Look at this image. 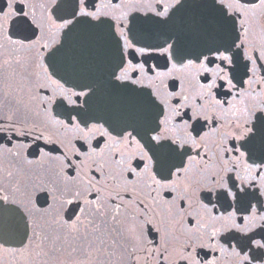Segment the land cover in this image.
<instances>
[{"label": "flooded vegetation", "instance_id": "af4514ba", "mask_svg": "<svg viewBox=\"0 0 264 264\" xmlns=\"http://www.w3.org/2000/svg\"><path fill=\"white\" fill-rule=\"evenodd\" d=\"M9 2L13 3L14 11H22L20 15L6 19L3 13H0V118H3L0 119V124L9 123L7 117L12 115L15 121L23 122L25 130L35 126L48 135L53 128L38 107L39 100L56 95L60 91L57 82L64 84L65 81L94 83L96 94L86 107L89 113L97 118L95 122L103 124L105 128L128 122L134 113L142 111V106L130 93L113 91L108 87V74L115 68L118 60L106 25L93 28L81 24L73 29L71 35H64L66 29L50 28L48 25L50 15L53 20L56 18L52 0H0V7H3L4 12L8 11ZM157 2L164 4L171 3L172 0H95V6H103L102 11L107 15L102 18L114 26L116 20L111 19L113 15L119 19L125 31L136 17V22L138 26L143 27L147 40L162 43L169 37L179 38L181 45L190 53L204 50L206 44L221 36L225 28L230 36L239 37L238 42L243 43L242 48H233L234 63L228 69L229 77L235 76L233 83L236 87L225 95L228 85L225 81L217 79L216 83L223 87L212 91L217 99L225 103L211 109L215 116V126L200 121L204 124L199 130L200 135L204 132L210 133L204 141V147L195 150L194 146L188 147L189 154L196 159L192 161L193 171L189 174L191 179L187 182L199 181L204 186L198 191L199 202L194 203L192 209H188L187 203H183V207L190 211L191 215H183L175 208L169 213L165 208V201L171 202L178 195L184 194L183 177L176 190H153L149 187L152 185V179L147 172H141L140 177H137L118 168L114 161L122 157L124 166H128L130 160L132 167L139 164L140 168H143L135 144L126 147L117 145L115 153L106 149L102 156L85 160L83 156H76L72 152L73 144L80 147L83 143L78 140L69 143L71 136L76 135L74 132L69 133L67 137L60 135L63 145H45L42 140L34 142L31 136H15L12 132L13 139L10 143L7 138L0 140L5 149L0 150V197H8L7 201L0 199V264H188V261L181 259V255L191 253L193 245L209 242L208 234L212 231L210 216L218 217L225 210L216 197L207 191L212 187L208 177L220 172L221 157L228 160L230 167H236L235 161L239 158V152H222L221 142L225 146L244 143L229 137V133L237 131L229 124V121L233 124L237 122L232 112L247 108L249 114L255 117L253 123L264 119V112L259 110L261 103H264V58L259 55L260 51L264 50V7L259 5V0H241V3L251 10L243 14L233 13L232 22L225 26L223 18L216 11L219 5L213 6L212 0H187L188 6L167 26L142 23L149 17L156 18L149 8L155 7ZM117 5L119 7H116ZM23 12H28L29 18L34 14L36 21L44 26L47 35L41 43H46L47 48L28 51L27 41H24L25 48L10 43V40L19 41L25 35L31 36L30 31H23L18 24ZM122 13L127 14L126 18ZM113 30L119 31L115 27ZM37 35H40L39 29ZM52 52H55V55H52ZM245 54L250 59H245ZM152 56L146 65L147 75L139 74L145 85L155 77V72L149 71L153 64L158 63L159 70L164 72L171 68L170 62L165 66L163 59L154 53ZM129 58L131 57H125V61ZM143 59L145 58L136 56L135 62ZM41 64L44 65L43 68ZM209 67L214 68L215 64ZM225 67L227 68V65ZM53 72L55 74L51 75ZM205 75L208 76L207 80ZM210 79L211 74L174 71L162 80L155 81L153 87L160 90L162 99L167 100L168 93L182 91L184 95L189 96L190 102L196 98V103H203L198 99L202 94L201 85H206ZM37 84L44 87L38 90ZM64 86L68 87L70 84ZM180 99L173 97L168 107L180 103ZM82 100L83 98H79L78 103ZM227 102H231L235 108H231ZM25 105L30 111H25ZM183 111L188 112L187 117L183 116ZM238 115V122L243 123V112ZM190 116L191 109H183L181 117H177L173 124L179 129L182 120L189 119ZM91 123L93 121H89V125ZM180 134L184 135L182 130ZM0 135L7 137L8 134ZM97 141L100 147H103L105 138L96 136L92 140L94 146ZM17 143L30 147L17 148ZM37 143L45 150L56 147L58 151L50 152L48 157H41ZM8 148L16 154L9 153L6 150ZM83 150H86V146ZM66 152L71 156V160L65 158ZM197 153L206 155L198 156ZM262 156L264 146L257 136L249 145L246 156L239 159L237 171L227 175L220 174L224 175L225 180L228 176L232 177L237 185L234 191L239 192L243 187L247 192L258 193L261 185L259 176L245 172L244 166L253 162L259 164ZM81 160H84L83 167L72 163H79ZM205 160L209 161L207 169L198 171L204 169ZM65 164L72 166L65 168ZM257 172L264 173V168L257 169ZM237 174L244 178V183L237 179ZM216 179L219 180V176H216ZM41 189L48 191L44 193ZM70 191H79L81 200H96V204H92L81 215L75 204H62V200L69 198L66 193ZM228 203L236 205L231 198ZM251 203L257 205V215L264 214V197H259L258 203L256 200ZM70 209L81 215V224L76 232L70 231L65 225L69 217L75 219ZM228 211L235 212V207L229 208ZM154 212L160 214L155 216V219ZM247 214L235 212L236 223L244 226L243 217ZM146 219L153 220V223L145 224ZM133 224L139 226L137 235L141 229L144 233L138 242L129 232ZM260 225L259 220L256 221L255 227L249 224L248 227L252 228V231L248 235L259 240L261 234H264V227ZM216 227L220 231L212 241L214 250L196 248L200 253L201 264H206L208 260H214L215 264H241L244 254L251 258L257 251L252 246L243 247L240 257H237L232 249L235 247L240 251L243 245L240 239L242 233L235 230L225 231L219 222ZM244 264L248 262L245 261ZM251 264H264V258L259 261L251 260Z\"/></svg>", "mask_w": 264, "mask_h": 264}, {"label": "snow or ice", "instance_id": "6c2138e0", "mask_svg": "<svg viewBox=\"0 0 264 264\" xmlns=\"http://www.w3.org/2000/svg\"><path fill=\"white\" fill-rule=\"evenodd\" d=\"M54 5L53 11L56 14L55 20L52 19L51 15L48 18L49 27H55L60 30L67 29L70 33L78 25L86 24L90 27L97 28L102 25H106L108 29L109 38L114 46L115 55L118 62L115 68L108 74L107 83L108 87L113 91H126L136 98L139 105L142 106V111L134 113L131 120L124 122L117 126H110L105 128L103 124L96 123V117L92 116L88 108L89 101L96 94V87L94 83H76L65 81L64 84H70L65 87L64 84H58L60 91L53 96L43 97L39 100L38 107L45 114V119L48 124L53 128V131L45 135L39 128L33 126L25 130V126L21 121H15L12 115L7 117L9 123L0 124V134L7 133V137L0 135V140L7 138L10 143L13 139L12 132L15 136H31L34 142L43 141L45 145H63V141L60 139V135L68 136L69 133H76L72 135L69 143L72 141H82L80 147L72 145V152L76 156H83L85 160L93 158L95 156H102L106 149H110L115 153V146L123 145L128 146L129 144H135L137 155L139 160L143 162V168L137 164L136 167L131 166V161H128V166H124L125 162L123 157L120 160L114 161L118 168H122L123 172L134 174L140 177L141 172H147L152 179V185L150 188L154 189H171L176 190L179 186L181 178L183 177L185 183L183 184V195H178L171 202L165 201L166 210L171 213L173 208L178 209L183 215H191L190 211H186L183 207V203H187L188 209H192L194 203H198V191L204 186L199 181L188 183L191 179L190 173H192V161L196 159L188 152V147L194 146V150L197 148L204 147V141L209 136V132H204L200 135V129L204 127L200 121H204L205 124H211L215 126V116L211 113V109L214 106H223L224 101L216 98V94L212 91L223 85L216 83L217 79L225 81L228 85V93L236 87L233 83L235 76L229 77L228 69L234 63L233 48L240 49L243 47L242 42H238L239 37L230 36L225 28V31L218 38H214L209 41L204 50L197 53H190L184 49L181 45L179 38L165 39L162 43H153L147 40L144 36V29L142 26H138L136 17L133 18L132 25L127 28V31L120 25L119 19L116 16H112L111 19L116 20L115 26L108 23L102 17L106 16L107 13L102 11L103 6H95V0H52ZM212 5L216 6V11L223 18L225 26L232 22L233 13L243 14L251 9L245 7L241 3V0H212ZM259 5L264 7V0H259ZM95 6V7H94ZM187 0H172L171 3L160 4L157 2L155 7H150L149 10L154 14L155 19L149 17L147 21L142 23H151L153 25H159L161 27L167 26L172 19L185 7H187ZM116 7H119L117 5ZM8 11L4 12L3 7H0V13H3L4 18L9 16L20 15L22 10H13V3L7 4ZM94 9V10H93ZM162 9V10H161ZM126 18L125 13L121 14ZM59 21V23H57ZM19 26L25 32L30 31L31 36L25 35L21 40H10L13 45H19L21 48H25L24 41L28 42L27 49L47 48L46 43H41L46 38V31L44 26L38 23L33 14L29 18L28 12H23L20 20L18 21ZM117 28L119 31H114ZM37 29L40 30V35H37ZM32 37H35L33 40ZM171 40V42H169ZM59 51V49H56ZM135 53V55H133ZM156 54L160 59L167 63H171V68L167 72L160 71V65L158 63L153 64L149 71L155 72V77L148 84L143 83V78L139 74L147 75L146 65L148 59L153 58L152 54ZM55 55V52H52ZM238 55V53L236 54ZM261 58H264V50L259 53ZM136 56L144 57L145 59L140 62H135ZM125 57H131L125 61ZM245 59L250 57L245 54ZM220 63L216 64L215 62ZM255 63V60H253ZM215 64V67H209V65ZM227 65V68L225 67ZM43 68L44 65L41 64ZM118 70V71H117ZM174 71H184L185 73H191L193 71L201 74H211L212 79L208 80L206 85H201L202 94L198 96V99L203 103H196L195 99L190 102L189 96L184 95L183 92L168 93L167 100L162 99L160 96V90L153 87L155 81L162 80L164 77L169 76ZM55 73L53 72L54 75ZM49 75V79H51ZM204 78L207 80L208 76ZM135 86V87H132ZM44 86L37 84L36 88L39 90ZM149 89V91H138V89ZM76 97L77 99H73ZM173 97H180V103L168 107L169 101ZM83 98L81 103H78V99ZM231 108H235V105H231ZM53 105L55 106L53 108ZM163 106V107H161ZM191 109V116L189 119H183L178 129L173 121L177 117H181L183 109ZM259 110L264 112V103H261ZM25 111H30L27 105H25ZM243 112V123H239V112ZM233 117L237 119V122L233 124L229 121L236 132L229 133V137L236 141H244V143H238L236 145L225 146L221 142L222 152H239V158L235 161L236 167H230L227 159L220 158L219 168L220 172L209 176L208 179L212 184V187L208 188L207 191L214 195L217 201L223 206L224 213L220 216H210L212 221V231L208 234L209 242L207 244L193 245L192 252L187 255H181V259L188 261V264H201L200 253L196 251V248H212L214 250V244L212 241L219 234L220 229L216 227V223L219 222L225 231L235 230L236 232L242 233L240 239L243 242L240 251H237L233 247V254L240 257V253L243 251V247L252 246L255 251L250 258L247 254H244L241 259V264L245 261L251 264V260H261L264 258V234H261L259 240L254 239L253 236H249L248 233L252 231V228L248 227L251 224L253 227L256 226V221L261 222V227H264V214L257 215V205L251 203L252 200L259 202V197H264V173L257 172V169L264 168V156L261 157L259 164L253 162V164H245L244 171L251 174L256 173L261 181L260 189L253 192H247L245 188L241 187L239 192L234 191L237 185L232 180L231 176L228 179H224V173H232L237 171L239 166V159L246 156L249 145L260 137L261 144L264 146V119L259 120L257 123H253L255 119L254 115H250L247 108L238 109L232 112ZM183 116L187 117L188 112L183 111ZM63 117V118H61ZM3 119V118H0ZM89 121H93L89 125ZM183 131L184 135L180 134ZM218 135V133H217ZM96 136L105 138L103 147H100L99 141L94 146L92 140ZM55 137V139L53 138ZM86 146V150L85 149ZM17 148L30 147L29 145H20L17 143ZM36 147L39 148V154L41 157H48L50 152L58 151V148L51 147L45 150L38 143ZM0 150H5L4 145L0 144ZM9 153H12V149H6ZM15 155L16 153H12ZM198 156L206 155L204 153H197ZM185 157H187V163H185ZM61 159V157H56ZM65 158L71 160V156L66 152ZM135 158V157H133ZM215 158V153H214ZM32 161H29L31 163ZM77 167L84 166V160L72 161ZM199 163V162H197ZM209 161H204V169L206 170ZM71 164H65L64 167H71ZM137 169H140L138 171ZM155 169V172H153ZM159 176V179H157ZM219 176V180L216 179ZM174 177V179H170ZM256 177L254 176L253 179ZM237 179L244 183V178L237 174ZM229 181H232L229 183ZM41 192L47 193V189H41ZM66 195L69 197L62 200V204L69 206L75 204L76 208L79 209V213L82 215L86 209L92 204H96V200H84L80 199L79 191H70ZM187 198V199H186ZM207 198V197H205ZM229 198L236 202V205L229 204ZM0 199L7 201V196H2ZM46 199V196H45ZM116 199V197H113ZM238 205V206H237ZM203 207L207 208L206 205ZM235 207V212L248 213L243 217L244 226L236 223L235 212H229V208ZM71 210V209H70ZM98 210V206H97ZM75 219L69 217L68 221H65L66 227L72 231H78L79 225L81 224V215H77L75 210H71ZM154 211V210H153ZM210 211V210H209ZM119 209H117V214ZM160 215L154 212L153 219L155 216ZM115 215L113 216V220ZM145 224H152L153 220L146 219ZM137 224H133L129 229L132 234V238L137 242L144 235L142 229L137 235ZM151 229H149L150 231ZM159 232L160 229L158 228ZM164 237H161L163 241ZM151 243V241H149ZM163 247V244H162ZM167 251V249H164ZM224 249H222L223 251ZM207 254V253H205ZM206 264H215L214 260H208Z\"/></svg>", "mask_w": 264, "mask_h": 264}, {"label": "water", "instance_id": "95a60500", "mask_svg": "<svg viewBox=\"0 0 264 264\" xmlns=\"http://www.w3.org/2000/svg\"><path fill=\"white\" fill-rule=\"evenodd\" d=\"M55 13V12H54ZM73 33V31L72 32H68V31H66L65 33H64V35H71Z\"/></svg>", "mask_w": 264, "mask_h": 264}]
</instances>
